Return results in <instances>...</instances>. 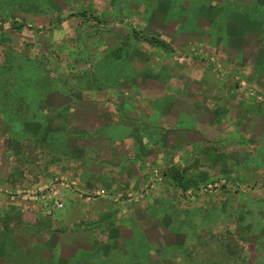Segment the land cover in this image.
I'll return each instance as SVG.
<instances>
[{
	"label": "rangeland",
	"instance_id": "obj_1",
	"mask_svg": "<svg viewBox=\"0 0 264 264\" xmlns=\"http://www.w3.org/2000/svg\"><path fill=\"white\" fill-rule=\"evenodd\" d=\"M258 1L0 0V184H8L0 186V264H96L99 259L106 264H264V201L250 198L248 213L240 207L254 187L216 178L174 185L168 192L166 173L152 164L147 181L135 188L86 189L75 181L62 191L64 203L68 198L75 209L69 213L66 203L54 208L44 188L58 177L73 181L63 166L86 157L82 136L66 153V136L59 130L69 107H58L65 97L75 98L76 106L86 97H119L111 88L126 85L134 76L131 67L139 71L147 64L149 47L180 62L175 48L160 37L161 12L169 7L171 16L184 14L192 27L198 7L206 4L210 21L217 17L208 28L211 34H223L227 19L242 15L261 22L264 31V0ZM34 5L40 15L28 10ZM152 13L158 16L148 18ZM236 27L231 23L227 31ZM212 59H204V65L225 67L221 59ZM235 76L237 90L264 103V87L249 74ZM39 187L38 194H46L39 198L43 202L16 192ZM167 193L173 202H162L152 219L142 221L147 241L135 225L132 240H119L130 235L124 228L131 220L118 212L89 223L81 213V206L99 198L132 208L149 196L159 204L154 198ZM226 203L230 208L225 210ZM172 241L180 246L167 250L164 245Z\"/></svg>",
	"mask_w": 264,
	"mask_h": 264
},
{
	"label": "crops",
	"instance_id": "obj_2",
	"mask_svg": "<svg viewBox=\"0 0 264 264\" xmlns=\"http://www.w3.org/2000/svg\"><path fill=\"white\" fill-rule=\"evenodd\" d=\"M186 2L181 4L187 6ZM206 6L198 7L192 27L187 26L189 18L184 14L169 15V7L160 13V37L175 48L179 63H173L170 53L165 56L161 49L146 45L147 64L139 71L131 67L134 76L124 82L126 85L111 88L119 97H86L79 99L77 106L72 97H65L64 105L60 102L58 107H69L65 108L64 127L59 130L66 136V153L76 137L82 136L85 143L86 157L63 166L75 177L73 181L86 189L135 188L147 181L148 171L155 164L166 173L163 187L168 192L174 185H195L220 178L227 179L232 186L254 187L244 193L246 197L240 207L245 213L250 212L246 201H264V103L250 98L244 94L246 91L237 90L234 82L235 75L246 73L250 81L254 79L258 87H264V78H259V73L264 75L262 23L252 22L245 15L235 16L227 19L223 34H211L208 28L217 17L212 16L210 21L211 15L206 11L210 9ZM28 10L40 15L39 6ZM157 16L152 13L148 18ZM231 23L237 25L234 32L227 31ZM214 56L224 62V68L204 65V59ZM257 56L260 61H253ZM136 92L139 99L134 96ZM1 183L0 186L8 187L6 182ZM171 198L172 193L155 197L159 204H154L149 196L132 208L124 203L111 205L99 198L81 206V213L88 223L108 214L111 218L116 212L120 217H128L131 221L124 229L128 227L131 233L118 238L123 242L132 240L134 225L142 236L146 235L142 221L152 219L158 206L172 201ZM67 199L64 204L69 213L75 209ZM228 207L226 203L225 210ZM165 232L170 235L168 230ZM144 240L147 241L146 236ZM179 246L174 241L164 245L167 250Z\"/></svg>",
	"mask_w": 264,
	"mask_h": 264
},
{
	"label": "built area",
	"instance_id": "obj_3",
	"mask_svg": "<svg viewBox=\"0 0 264 264\" xmlns=\"http://www.w3.org/2000/svg\"><path fill=\"white\" fill-rule=\"evenodd\" d=\"M260 99L263 97L260 96ZM76 182L75 181H69L66 177H58L55 178V180L50 181V184L45 186L47 191V196L49 199L54 200V207L57 209L63 208L64 206V197H63V190L66 188H69L73 186ZM43 191L42 187H39L38 189H27V190H17V194H23L24 198H30V199H39V198H45V195H39L38 192Z\"/></svg>",
	"mask_w": 264,
	"mask_h": 264
},
{
	"label": "trees",
	"instance_id": "obj_4",
	"mask_svg": "<svg viewBox=\"0 0 264 264\" xmlns=\"http://www.w3.org/2000/svg\"><path fill=\"white\" fill-rule=\"evenodd\" d=\"M100 252H101V251H100ZM100 252H99V253H100ZM106 261H107V260H105V259H103V260H100V259H99L98 262L96 261V264H106ZM76 262H79V261L76 260ZM69 264H70V263H69Z\"/></svg>",
	"mask_w": 264,
	"mask_h": 264
}]
</instances>
